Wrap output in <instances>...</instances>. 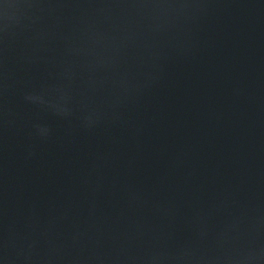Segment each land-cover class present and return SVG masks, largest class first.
<instances>
[{"label": "water", "instance_id": "1", "mask_svg": "<svg viewBox=\"0 0 264 264\" xmlns=\"http://www.w3.org/2000/svg\"><path fill=\"white\" fill-rule=\"evenodd\" d=\"M0 264H264V0H0Z\"/></svg>", "mask_w": 264, "mask_h": 264}]
</instances>
